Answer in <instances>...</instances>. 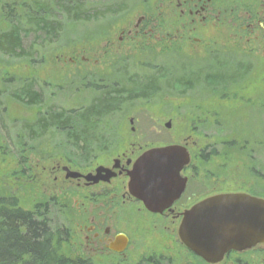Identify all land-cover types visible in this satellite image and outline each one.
Masks as SVG:
<instances>
[{
  "label": "rangeland",
  "instance_id": "obj_1",
  "mask_svg": "<svg viewBox=\"0 0 264 264\" xmlns=\"http://www.w3.org/2000/svg\"><path fill=\"white\" fill-rule=\"evenodd\" d=\"M32 1L0 0V11L6 3L29 5ZM85 2L95 10L103 12L112 7L117 13L126 15L118 17L120 14L109 12L117 15L98 22L78 24L73 33L60 42L40 41L42 37L30 33L24 36L23 46L26 51L32 49L33 61L14 60L0 53V195L17 196L21 206L30 211L49 198L47 185L41 186L40 181L46 183L47 178L53 179L42 175L43 166L52 167L59 162L66 164L68 160L72 165L89 171L99 164H109L112 156L130 147L131 142L139 144L136 147L139 150L140 147L146 149L154 145L184 143L189 137H193L190 141L197 143L193 147L194 156L197 157L202 148L206 149V154L212 150L218 153L207 163H201L197 158L195 161L201 173L217 177L219 188H248L264 194V85H251L249 93L256 96L245 102L186 100L178 96L177 88L151 100L123 102L100 124L105 133L120 139V142L112 146V150L104 148L107 153L101 152L104 154L100 153L93 159L73 151L66 146V140L59 142L52 131L45 134L38 131L33 137L28 136L27 125L48 108L66 113L86 108L97 92L94 83L102 87L101 92H105L104 81L116 82L128 70L129 74L137 73L140 85L148 75V65L161 64L169 59L156 40L149 45L135 46L131 51L118 49L121 46L118 43L119 29L136 22L147 7L143 0L133 3L131 0ZM146 2L157 10L161 1ZM14 13L21 15L23 10L15 9ZM7 28L8 24L2 20L0 30ZM35 41H39L37 47H32ZM106 41L117 43L115 47L108 48L105 47ZM168 61L178 65V43L171 48ZM32 78L36 84L33 93H42L45 97L40 105L26 104L28 100L22 94L27 81ZM199 120L203 122V130L195 133L194 129L200 126ZM168 122L172 123L170 130L165 127ZM209 145L220 146L209 149ZM21 170L26 174L16 172ZM53 198H56L55 203L49 209L56 226L71 232L68 242L62 246V254L75 259L84 252L80 198L69 190L54 192Z\"/></svg>",
  "mask_w": 264,
  "mask_h": 264
},
{
  "label": "flooded vegetation",
  "instance_id": "obj_2",
  "mask_svg": "<svg viewBox=\"0 0 264 264\" xmlns=\"http://www.w3.org/2000/svg\"><path fill=\"white\" fill-rule=\"evenodd\" d=\"M143 1L147 7L136 22L119 29V51H131L135 46L149 45L156 40L170 59L171 48L178 43L180 61L178 65L171 64L169 59L148 65V75L140 85L137 73L124 71L118 81L111 84L104 81L105 93L126 103L151 100L176 88L180 92L178 96L186 100H253L256 94L249 93L251 85H264V0H160L157 10L148 5L147 0ZM117 14H120L118 17L126 15ZM117 14H103L99 19ZM116 43L106 41L105 47H115ZM199 122L195 133H202L203 122ZM168 124L172 127V123L165 125L170 130ZM191 138L184 143L140 147L139 150L136 149L139 144L131 142L130 147L113 155L109 164H99L89 171L68 160L66 164L43 166L42 175L53 179L47 178L46 183L40 181V185L45 187L46 184V190L50 191L43 211L54 205V192L69 190L80 198L84 252L75 259L59 254L64 264H177L179 261V264H210L188 249L181 239L180 229L186 214L214 197L247 195L264 200V194L248 188H219L217 177L201 173L195 161L197 158L201 163H207L218 153L212 150L206 154V149L202 148L197 157L194 156L193 147L197 143L190 141ZM106 141L104 148L111 149L120 139L109 135ZM66 146L78 144L66 142ZM171 146L184 148L190 162L177 179L169 183L171 191L158 200L159 210L153 211L131 190V172L145 152ZM219 146L209 145L208 148ZM99 167L109 173L104 172L98 183L87 180L86 176H95ZM69 171L82 176L71 178ZM182 185L184 190L180 193ZM67 234L69 240L70 230ZM56 236L57 233L55 240ZM215 264H264V243L241 251L230 250Z\"/></svg>",
  "mask_w": 264,
  "mask_h": 264
},
{
  "label": "trees",
  "instance_id": "obj_3",
  "mask_svg": "<svg viewBox=\"0 0 264 264\" xmlns=\"http://www.w3.org/2000/svg\"><path fill=\"white\" fill-rule=\"evenodd\" d=\"M88 5L85 0H34L29 5L6 3L0 11V17H3L1 19L8 24L6 30H0V53L14 60L33 61L32 49L26 51L23 46L24 36L34 33L43 38L40 41L60 42L73 33L76 25L98 22L100 15L117 13L112 7H107L102 12ZM15 9L23 10V13L16 15ZM38 42L35 41L32 47H37ZM29 80L22 93L28 100L26 104L40 105L45 97L42 93H33V86L36 84L33 78ZM94 87L97 92L88 107L72 109L67 113L64 110L48 108L38 115L33 123L27 125L28 136L33 137L38 131L42 134L52 131L59 142L66 140L78 144L76 147H70L76 153L81 152L82 156L89 159L100 155L105 150L109 136L100 128L101 121L112 115L123 102L112 99L110 93L101 92L102 87L97 83H94ZM45 203L25 211L17 196L0 195V264L65 263L59 254H62L63 244L68 242L69 230L61 228L60 225L56 226L52 211L42 210ZM56 233L57 240L54 239Z\"/></svg>",
  "mask_w": 264,
  "mask_h": 264
},
{
  "label": "water",
  "instance_id": "obj_4",
  "mask_svg": "<svg viewBox=\"0 0 264 264\" xmlns=\"http://www.w3.org/2000/svg\"><path fill=\"white\" fill-rule=\"evenodd\" d=\"M167 127L170 128L171 125L168 124ZM177 153H179V159H176ZM149 155L155 156L161 164L169 166L174 175L170 180L165 182L163 195L151 202H146L138 194V189L133 183L132 173L136 171L137 163ZM189 162V154L184 148L179 146L149 150L137 160L134 170L131 172V190L145 202L149 209L157 211L161 206L158 200L171 191L169 183L177 179L183 168ZM107 171L109 170H106L104 167H99L96 170L95 176L91 174L86 176V179L98 183L103 179V173ZM69 173L71 178L82 176L81 174L70 171ZM179 190L180 193L183 192L184 185ZM237 200L241 202V207L239 209H233L232 204ZM213 202L215 203L213 204ZM202 206L208 207L195 221L194 226H186L185 222L189 215L195 209L202 208ZM229 216L242 217V221L223 226V221ZM180 235L187 248L203 258L206 262L210 264L219 263L230 250L241 251L252 248L258 243H264V200L247 195H222L208 199L198 204L186 214L180 229Z\"/></svg>",
  "mask_w": 264,
  "mask_h": 264
},
{
  "label": "snow or ice",
  "instance_id": "obj_5",
  "mask_svg": "<svg viewBox=\"0 0 264 264\" xmlns=\"http://www.w3.org/2000/svg\"><path fill=\"white\" fill-rule=\"evenodd\" d=\"M176 159H179V153L176 154ZM173 175L174 173L169 166L161 164L155 156L149 155L137 163L136 171L132 173V179L142 199L146 202H151L164 194L165 182L170 180ZM214 203L215 202H213V204ZM207 207L208 206H202L200 209H195L186 220V226H194L195 221ZM232 207L233 209H239L241 207V202L239 200L233 202ZM241 221L242 217L229 216L223 221V226L239 223Z\"/></svg>",
  "mask_w": 264,
  "mask_h": 264
}]
</instances>
